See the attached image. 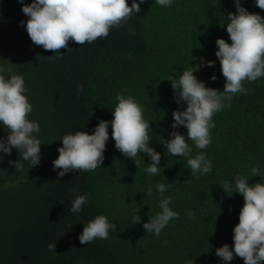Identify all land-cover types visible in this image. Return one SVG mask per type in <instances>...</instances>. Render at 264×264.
Instances as JSON below:
<instances>
[{
  "label": "trees",
  "instance_id": "1",
  "mask_svg": "<svg viewBox=\"0 0 264 264\" xmlns=\"http://www.w3.org/2000/svg\"><path fill=\"white\" fill-rule=\"evenodd\" d=\"M241 3L264 17L255 0ZM21 9L18 0H0V67L25 80V95L33 106L29 119L40 125L41 162L30 169L16 149L10 156L0 153V264H226L215 250L224 244L233 247V228L244 200L238 193L229 197L220 187L237 175L250 176L254 167L264 172V77L245 83L248 92L226 100L230 106L214 114L211 143L203 150L213 164L208 174L191 175L187 159L170 156L161 137L169 139L173 131L187 134L183 126L171 127L173 111L183 110L186 103L175 102L170 75L178 79L201 58L215 61L214 67L194 74L207 87L223 90L216 40L231 43L226 18L236 11L234 0H173L169 7L145 0L140 13L112 28L107 38L84 45L69 41L72 50L62 49V58L51 59L47 57L53 52L31 42L20 23L28 19ZM118 93L143 106L144 118L151 122L150 146L161 154L160 174L145 171L151 162L147 154L137 158V167L119 152L109 125L102 166L58 177L60 169L53 170L52 161L59 155L61 138L76 131L92 134L100 120L111 121ZM7 134L0 124V137ZM188 143L193 156L201 151ZM18 159L22 171L9 163ZM256 182L264 178L249 177V184ZM159 183L171 187L161 194ZM76 195H87V202L81 212L72 213ZM162 196L174 198L170 207L179 218L156 238L143 224L161 211ZM136 214L141 222L132 224ZM98 215L116 229L106 240L80 244L83 227ZM55 241L56 252L49 251L48 244ZM230 264L244 261L234 257Z\"/></svg>",
  "mask_w": 264,
  "mask_h": 264
},
{
  "label": "clouds",
  "instance_id": "2",
  "mask_svg": "<svg viewBox=\"0 0 264 264\" xmlns=\"http://www.w3.org/2000/svg\"><path fill=\"white\" fill-rule=\"evenodd\" d=\"M22 4V12L28 17L27 21L20 23L25 27L31 42L42 47L54 55L47 58H62V49L71 51L69 41L78 45L91 44L100 38H107L112 28L126 25L127 22L141 11L145 0H32L31 3ZM173 0H155L161 7H169ZM235 12L227 13L226 32L231 43L223 38L216 40V57L220 62V70L225 79L223 90L207 87L194 74L201 67H214L215 61H203L184 70L178 79L170 75L167 80L174 90V99L177 104L186 103L183 110H174L171 127L177 129L183 126L187 129L186 136L179 131L170 133L169 139L162 138L161 144L167 153L173 157L187 159L191 175L208 174L213 164L203 150L211 143V129L215 126L213 116L230 105L234 95L247 93L245 83L255 82L264 77V17L259 13L249 12L242 6L241 0H234ZM255 6L264 10V0H255ZM225 23H221L223 27ZM134 35V30L132 31ZM196 59L192 57V60ZM5 71L9 72L6 77ZM217 77L213 75L211 80ZM83 85H78L82 90ZM28 89L22 75L11 72V69L0 67V124L7 129V137H0V153L11 155L16 149L19 158L30 163V169L41 162V141L36 134L40 132L38 122L29 119L32 104L25 93ZM118 103L112 111V120H100L92 134L87 131H76L74 134H65L62 146L57 149L59 155L52 161L53 170L60 169L58 177L72 172H92L102 166L105 159L104 152L109 140V125L111 126V139L115 148L125 157L131 159L138 167L142 158L147 154L150 163L145 171L149 175L160 174L161 154L150 146L151 122L143 115V106L131 95L118 93ZM191 141L199 151L192 155ZM2 159V157H0ZM16 171L23 170V164L18 160L9 162ZM260 176L264 172L258 167L251 169L250 176H235L234 182L224 181L220 187L231 197L238 193L243 197L244 203L239 213V222L233 228V247L228 244L217 248L216 255L230 264L234 257H239L244 264H262L264 262V182L249 184V177ZM233 185L234 189L233 190ZM171 187L170 184L159 183L156 190L163 194ZM77 192L78 189H71ZM147 195H152V186L147 188ZM172 196L160 199L159 211L143 224L148 233L156 238L172 219L179 218L170 204ZM87 202V195H76L71 203L70 211L79 213ZM188 216L195 218V213L189 211ZM141 222L136 214L132 224ZM116 229V224L110 223L105 215H98L90 220L80 233V244L87 245L96 239L106 240L109 232ZM65 234V233H64ZM63 234V235H64ZM62 235V236H63ZM168 241H164L167 245ZM210 247V246H209ZM49 251L56 252V241L48 244Z\"/></svg>",
  "mask_w": 264,
  "mask_h": 264
}]
</instances>
